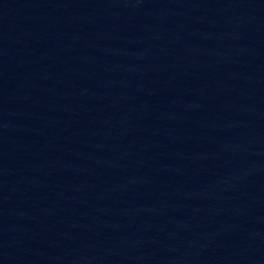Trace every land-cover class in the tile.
<instances>
[{
    "label": "water",
    "instance_id": "95a60500",
    "mask_svg": "<svg viewBox=\"0 0 264 264\" xmlns=\"http://www.w3.org/2000/svg\"><path fill=\"white\" fill-rule=\"evenodd\" d=\"M0 264H264V0H0Z\"/></svg>",
    "mask_w": 264,
    "mask_h": 264
}]
</instances>
